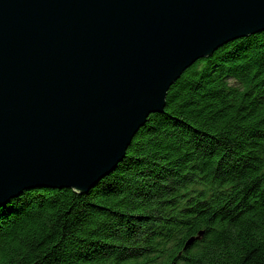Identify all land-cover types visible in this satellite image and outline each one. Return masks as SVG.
Instances as JSON below:
<instances>
[{"label": "trees", "instance_id": "1", "mask_svg": "<svg viewBox=\"0 0 264 264\" xmlns=\"http://www.w3.org/2000/svg\"><path fill=\"white\" fill-rule=\"evenodd\" d=\"M0 264H264V32L187 69L88 193L1 207Z\"/></svg>", "mask_w": 264, "mask_h": 264}, {"label": "water", "instance_id": "2", "mask_svg": "<svg viewBox=\"0 0 264 264\" xmlns=\"http://www.w3.org/2000/svg\"><path fill=\"white\" fill-rule=\"evenodd\" d=\"M262 32L264 0H0V208L88 193L187 69Z\"/></svg>", "mask_w": 264, "mask_h": 264}]
</instances>
